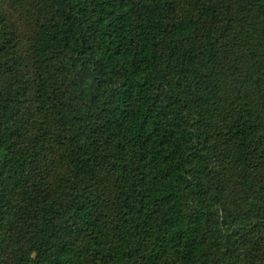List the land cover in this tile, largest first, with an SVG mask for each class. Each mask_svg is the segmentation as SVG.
Here are the masks:
<instances>
[{
  "label": "trees",
  "instance_id": "trees-1",
  "mask_svg": "<svg viewBox=\"0 0 264 264\" xmlns=\"http://www.w3.org/2000/svg\"><path fill=\"white\" fill-rule=\"evenodd\" d=\"M0 264H264V0H0Z\"/></svg>",
  "mask_w": 264,
  "mask_h": 264
}]
</instances>
